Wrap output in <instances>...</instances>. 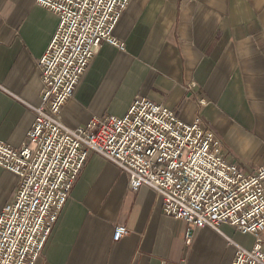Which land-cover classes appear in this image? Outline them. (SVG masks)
Instances as JSON below:
<instances>
[{"label":"crops","instance_id":"0c3cea01","mask_svg":"<svg viewBox=\"0 0 264 264\" xmlns=\"http://www.w3.org/2000/svg\"><path fill=\"white\" fill-rule=\"evenodd\" d=\"M58 17L35 0H0V141L18 147L40 103L36 60ZM64 104L68 127L123 114L134 95L214 133L242 172L264 165V0H130ZM35 264H230L234 247L209 228L186 242V221L163 213L148 186L91 152ZM17 176L0 167V209ZM126 233L113 241L114 226ZM240 245L253 237L223 227ZM263 239L264 230L260 233Z\"/></svg>","mask_w":264,"mask_h":264},{"label":"built area","instance_id":"2783aa9c","mask_svg":"<svg viewBox=\"0 0 264 264\" xmlns=\"http://www.w3.org/2000/svg\"><path fill=\"white\" fill-rule=\"evenodd\" d=\"M129 1L35 0L58 22L36 60L41 94L30 106L33 124L18 147L0 141V167L17 176L0 209V264H35L91 152L126 172L131 191L152 188L166 216L186 221V242L197 228H209L234 247L230 264H264V165L244 173L226 161L199 119L186 123L164 104L136 94L119 116H93L75 128L61 121L63 104L100 44L123 48L112 30ZM226 225L251 235V246L226 235ZM125 233L116 224L113 241Z\"/></svg>","mask_w":264,"mask_h":264}]
</instances>
